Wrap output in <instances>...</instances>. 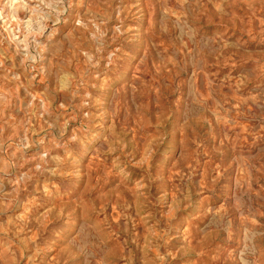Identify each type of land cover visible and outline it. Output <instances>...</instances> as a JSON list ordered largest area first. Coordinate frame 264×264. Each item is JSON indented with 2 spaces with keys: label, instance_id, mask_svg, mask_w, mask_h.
Instances as JSON below:
<instances>
[{
  "label": "rangeland",
  "instance_id": "374dc122",
  "mask_svg": "<svg viewBox=\"0 0 264 264\" xmlns=\"http://www.w3.org/2000/svg\"><path fill=\"white\" fill-rule=\"evenodd\" d=\"M0 264H264V0H0Z\"/></svg>",
  "mask_w": 264,
  "mask_h": 264
}]
</instances>
